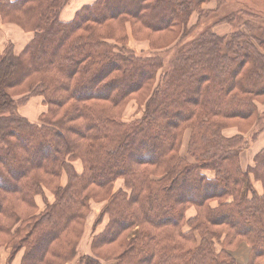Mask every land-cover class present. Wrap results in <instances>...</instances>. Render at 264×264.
Returning <instances> with one entry per match:
<instances>
[{"label": "trees", "instance_id": "16d2710c", "mask_svg": "<svg viewBox=\"0 0 264 264\" xmlns=\"http://www.w3.org/2000/svg\"><path fill=\"white\" fill-rule=\"evenodd\" d=\"M67 2L0 0L5 22L34 32L20 54L9 45L0 55V233L25 248L21 264L73 259L100 192L108 200L98 222H109L79 264H264V146L247 168L240 155L263 116L264 53L209 29L166 71L158 38L148 37L156 51L140 54L123 26L186 33L192 0H96L62 21ZM143 93V116L119 118L117 108ZM33 94L47 105L38 122L18 111ZM252 119L251 132L226 133ZM187 127L193 160L179 151ZM48 183L56 202L34 212ZM189 206L199 211L188 218Z\"/></svg>", "mask_w": 264, "mask_h": 264}, {"label": "rangeland", "instance_id": "374dc122", "mask_svg": "<svg viewBox=\"0 0 264 264\" xmlns=\"http://www.w3.org/2000/svg\"><path fill=\"white\" fill-rule=\"evenodd\" d=\"M192 6H193L192 13L188 21L185 22V24L187 23L186 33H183L184 30L181 28L183 34L181 33L182 34L181 41L178 42L177 44L176 42L179 36L181 35L180 29L174 32L154 34V33H150L148 30L140 27L139 25H134L131 24L130 22H127L123 26V29L127 31L129 35L128 44L136 52L140 54H148L156 51L152 47L150 41L148 40V37L152 35L154 39L158 38L156 44H158L160 47H163V49H166L164 51H160L159 53L161 57H163V60L165 62L164 70L166 71L170 69L171 67L170 62L179 53L180 47H188V45L194 38H197L198 36L200 37L203 33H205V31L209 29L211 31H214L216 34L220 36H227L234 32L235 42H238L236 40L237 38H241L242 41L243 39L246 41H250V45L253 47L252 49L255 50L254 48L255 46L258 50H261V52L264 53V47L261 45V42L264 41V0H192ZM133 31L135 34H133ZM12 49L16 54L14 44H12ZM164 70H162V72ZM159 77H161V74L159 75ZM19 91H20L19 89H16L14 93H17ZM146 95L147 94L145 93L130 95L121 104V106L117 108V111L119 113V118L125 121H132L136 118H140L141 116H143L145 111V102L147 99ZM32 96L41 97L42 95L33 94ZM32 96H26L23 99L21 98L19 100L18 107L19 104L20 105L26 104L29 101V99L32 98ZM261 99L262 98H258L257 101L260 114L261 115L263 114L260 125L254 129V131L256 130L255 132L253 131L251 134L246 136V139H244V142L248 144L249 147L245 148L244 150L242 149L240 151L241 161L244 168H247V165L252 162L255 153H257L264 146V133H263L264 131L260 132V128L264 127V103L261 102ZM42 101H43L42 103L46 105L44 97ZM253 120L254 119L241 122L243 124L242 129L244 131L240 130V128L237 127L236 125V127H230V129L226 130V133L230 136L232 134H235L237 131H241L245 133L251 132L250 130L252 124L250 121ZM191 133L192 131L190 127H187L183 130L180 140L181 145L179 151L181 155L187 156L190 160H193L188 152V145H189ZM24 143L30 144V139L25 140ZM73 165L77 172L79 173L83 172L84 165L81 159H77L73 161ZM57 181L63 187L66 186L68 184L67 172L63 171V173L61 174L60 178ZM253 181L256 190L261 193L263 189L261 182L257 180H253ZM124 185L125 184L123 179H120L113 185V190L116 191L119 188H123ZM56 199L57 198L53 190V185L50 183L46 184L45 186H43L42 191L36 194L34 197V201L37 206V209H35L34 212L42 213L44 211H48L47 207L55 203ZM107 200H108V196H106V193L104 192H100L99 196L93 197L90 200V212L88 214V217L86 216L82 224L83 231L77 245V254L73 259L68 260L66 262L64 261L65 263L62 261L61 264H79L80 257L82 255L92 254L93 236L95 235L96 232L105 229L106 225L109 222V216L107 214H105L102 220L98 222L100 218V214L103 212L106 206ZM218 204L219 203L217 200L211 201L212 206H217ZM198 211L199 210L195 206H189L186 210V217L188 218L192 217ZM74 237L75 236L73 235L72 238ZM16 241H18L17 238H13L11 234L8 235V234L0 233V264L22 263L25 253V248L18 247V249H14L13 242ZM106 250L107 248H105L103 251ZM243 250H246V247ZM239 255L242 256L241 253H239Z\"/></svg>", "mask_w": 264, "mask_h": 264}, {"label": "crops", "instance_id": "0c3cea01", "mask_svg": "<svg viewBox=\"0 0 264 264\" xmlns=\"http://www.w3.org/2000/svg\"><path fill=\"white\" fill-rule=\"evenodd\" d=\"M95 1L96 0H69L61 11V19L64 21L71 20L80 8ZM33 36V31L24 30L15 23L5 22L2 16H0V55L8 45L12 44H14L16 54L21 53ZM42 100V96H32L26 104H19V113L33 122L38 121L42 112L47 109V106L42 103Z\"/></svg>", "mask_w": 264, "mask_h": 264}]
</instances>
